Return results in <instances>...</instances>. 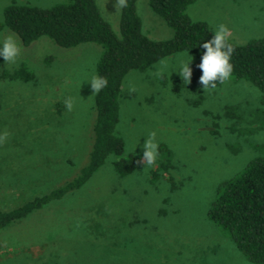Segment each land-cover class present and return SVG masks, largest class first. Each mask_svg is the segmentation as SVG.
<instances>
[{
	"label": "rangeland",
	"instance_id": "rangeland-1",
	"mask_svg": "<svg viewBox=\"0 0 264 264\" xmlns=\"http://www.w3.org/2000/svg\"><path fill=\"white\" fill-rule=\"evenodd\" d=\"M62 1L0 0V36L14 35L21 46L15 64L0 58V132L8 133L0 142L4 210L75 177L92 149L95 93L87 81L97 76L102 48H63L47 37L24 46L1 26L11 4ZM96 1L119 34L121 6ZM137 9L147 37L173 36L150 0H138ZM187 12L212 32L225 25L238 45L264 37V0H196ZM182 59H189L185 52L124 80L118 129L127 152L140 160L138 169L120 178L110 160L80 190L0 230V264H251L207 212L220 184L261 154L264 95L230 78L211 89L192 78L188 84L169 70ZM162 61L169 67L162 69ZM21 67L35 79L9 78ZM151 133L159 155L149 166L141 158Z\"/></svg>",
	"mask_w": 264,
	"mask_h": 264
},
{
	"label": "trees",
	"instance_id": "trees-1",
	"mask_svg": "<svg viewBox=\"0 0 264 264\" xmlns=\"http://www.w3.org/2000/svg\"><path fill=\"white\" fill-rule=\"evenodd\" d=\"M195 2L150 0L151 9L173 30V36L167 40H152L144 34L138 0H126L120 16L119 34L104 19L96 0H63L50 7L14 3L5 8L1 26L16 34L24 46L42 37L63 48L85 43L100 46L97 76L106 78L108 84L95 93L94 141L87 164L72 179L62 184L54 183L49 190L36 193L12 209L0 208V230L80 190L110 160L120 178H126L138 169L140 160L127 152L126 142L118 129L124 80L132 71L145 72L167 57L189 52L197 59L191 78L199 83L202 72L198 65L205 51L200 44L211 40L214 33L206 22L193 20L188 15V8ZM228 43L233 48V71L229 78L248 82L264 95V37L243 45L230 39ZM8 76L25 83L35 79L24 67ZM259 150L260 155L250 160L237 175L220 184L207 212L208 220L251 264H264V145ZM69 163L74 165L73 161ZM167 180L172 184L173 178L167 177Z\"/></svg>",
	"mask_w": 264,
	"mask_h": 264
},
{
	"label": "clouds",
	"instance_id": "clouds-1",
	"mask_svg": "<svg viewBox=\"0 0 264 264\" xmlns=\"http://www.w3.org/2000/svg\"><path fill=\"white\" fill-rule=\"evenodd\" d=\"M116 3L121 8L126 6V0H116ZM214 35L211 40L205 41L200 44L205 51L201 54L200 63L198 68L201 70L202 75L199 77V83L203 89L214 88L215 81H224L229 79L233 71L231 63V55L233 52L232 46L228 43L230 30L223 24H220L213 31ZM21 54V46L14 35L0 36V58L3 59L5 64H15ZM189 57L188 60H181L176 66L169 68V70L179 71L183 80L190 83L192 76V68L190 63L193 57L186 53ZM166 62H161V68H168ZM94 93H98L107 87L108 81L104 77L93 76L89 81ZM65 105L71 108L70 100H65ZM7 132H0V142L6 137ZM155 133H151L149 138L143 145L142 161L149 166L153 165L159 155V146L155 142ZM137 146V145H136ZM135 146V148H136Z\"/></svg>",
	"mask_w": 264,
	"mask_h": 264
}]
</instances>
